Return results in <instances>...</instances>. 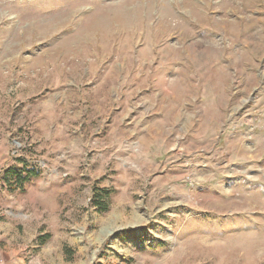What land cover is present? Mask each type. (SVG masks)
Listing matches in <instances>:
<instances>
[{
  "label": "rangeland",
  "instance_id": "374dc122",
  "mask_svg": "<svg viewBox=\"0 0 264 264\" xmlns=\"http://www.w3.org/2000/svg\"><path fill=\"white\" fill-rule=\"evenodd\" d=\"M23 163L0 264H264V0H0V175Z\"/></svg>",
  "mask_w": 264,
  "mask_h": 264
},
{
  "label": "trees",
  "instance_id": "16d2710c",
  "mask_svg": "<svg viewBox=\"0 0 264 264\" xmlns=\"http://www.w3.org/2000/svg\"><path fill=\"white\" fill-rule=\"evenodd\" d=\"M41 175L40 171L35 167H28L23 163V168L17 166L7 168L0 175V182L10 193H24L27 186ZM111 189L95 188L91 199L92 207L100 214L109 212L111 207Z\"/></svg>",
  "mask_w": 264,
  "mask_h": 264
},
{
  "label": "crops",
  "instance_id": "0c3cea01",
  "mask_svg": "<svg viewBox=\"0 0 264 264\" xmlns=\"http://www.w3.org/2000/svg\"><path fill=\"white\" fill-rule=\"evenodd\" d=\"M160 165H161V163H160ZM171 167L172 168L170 170H169V165L168 166L165 165V166L161 167V170H160V173H162L161 177H164L166 179V181L175 180V179L179 178L182 174L178 171L179 170L178 168L180 166H171ZM104 189H107V188H104Z\"/></svg>",
  "mask_w": 264,
  "mask_h": 264
}]
</instances>
